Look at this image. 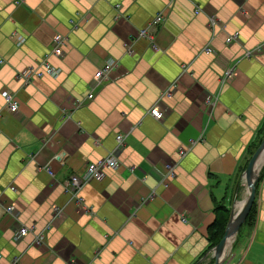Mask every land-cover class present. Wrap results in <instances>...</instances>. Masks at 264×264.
Here are the masks:
<instances>
[{"label": "crops", "instance_id": "crops-1", "mask_svg": "<svg viewBox=\"0 0 264 264\" xmlns=\"http://www.w3.org/2000/svg\"><path fill=\"white\" fill-rule=\"evenodd\" d=\"M159 14L149 29L154 51L137 36ZM234 33L237 42L226 44ZM56 35L60 57L51 52ZM108 58L119 66L87 100ZM43 61L59 76L17 79ZM2 91L18 101L16 114ZM216 95L209 115L205 97ZM155 105L159 121L147 114ZM117 134L122 165L86 184L77 204L65 183L112 151ZM263 136L264 0H0V264H213L220 233L210 229L224 219L221 208L229 218L245 197ZM195 140L180 160L179 148ZM172 164L176 176L164 180ZM260 175L254 217L233 235L222 264H264V159ZM53 208L63 212L44 244L32 247L31 235L13 240L22 226L50 225Z\"/></svg>", "mask_w": 264, "mask_h": 264}, {"label": "built area", "instance_id": "built-area-1", "mask_svg": "<svg viewBox=\"0 0 264 264\" xmlns=\"http://www.w3.org/2000/svg\"><path fill=\"white\" fill-rule=\"evenodd\" d=\"M169 5H170V3H169ZM197 13L198 12H196V14ZM162 21H163V16H162V14H159L154 19H152L145 27L140 29L138 36H137L139 38H146V39L150 40L152 43L151 48L154 51H157L158 48L154 43V39H153L152 35L149 33V29L151 27L158 25ZM208 27L213 32V30L215 28V20L210 18V20L208 22ZM238 36H239L238 33H234V34L227 36L225 38V43L231 44L233 42H237ZM15 41H17V45L20 46L21 44H23L24 39L18 36L15 38ZM210 42L203 49V52L205 54L212 53V49L210 47ZM63 44H64V39L61 36L56 35L53 37V39H52V51L51 52L54 56L60 57L63 55V49H62ZM261 49H262L261 47H258L254 50H251V51L247 50L244 52L243 56H244V58H250V57L256 55L258 52H260ZM128 53H131V52L128 51ZM118 66H119V62L116 61L115 59H112V58H108L104 62V64L101 66V68H99L93 75V78L91 81V89L92 90L86 96L87 100H91L93 98L94 90L97 87L102 85L104 82L110 81V77H109L110 73L114 72L118 68ZM185 70H186V68H185ZM59 74H60L59 69L52 67L47 61H43L35 67H29V68L23 70L22 72H20L17 76V79L22 80V82L26 85V84H29L31 82V80L34 78H42L45 76H48L50 78H56L59 76ZM231 77H232V69L226 70L223 73V75L221 77V88L223 85H225V83ZM175 88H176L175 84H172V86H170V88L166 92H164V94H162L161 96L162 97L171 96L172 92L175 90ZM221 88H220V90H221ZM1 96L3 98L4 107H5L6 111L10 114H16L18 112V109H19V103L16 100V98L9 91H2ZM217 99H218V95L205 97L204 106H205L206 112H208L209 115L212 111L213 106L217 102ZM76 106L79 107L80 103H77ZM147 114L157 121L161 120L163 117V114L160 111V109L157 107V105L150 108L148 110ZM66 118H67V116L62 113V120H65ZM199 141H201V140L199 139ZM115 142H116V145H115L114 149L112 151L108 152L105 157H103V158H101L95 162L89 163L85 167L81 176L73 175V176H71L69 182L65 183V188L67 191L70 192L71 199L73 201H75L77 204L83 206L84 199L79 196V193H80L81 189L86 184H88L92 180H102L105 176L106 171H115L116 169L120 168V166L122 165L121 161L118 158V154L124 146V136L122 134H117L115 136ZM197 142H198V140H195V141L191 142L189 146H183V147L179 148V150L177 151V154H178L180 160L183 159L187 155V153L191 150L192 146L194 144H196ZM176 166H177V164H172V165H168L166 167L167 173H166V178L164 180H166L167 178H169V179L175 178V176H176L175 175V167ZM129 169L133 170V168H129ZM47 171H48L49 175L52 177L53 175L51 174V172H49V170H47ZM10 189L12 191H14V188H10ZM153 192L150 193L142 201V204L144 202H146L147 200L153 199V197H154ZM4 210L6 213L13 215V217L16 216V211L12 206H7L4 208ZM86 210H87V213H89L90 215L94 214L90 208H87ZM62 212H63V208H54L52 211V214H51L50 225L45 226L44 229L39 231V232H36L34 227H23L22 226V227L18 228L17 232L14 233L13 240L15 242H19L23 237H25L27 235H31L32 240H31L30 244L32 247H36V246H40V245L44 244L46 234L51 227V223L55 219L59 218L62 215ZM19 262H20V257H13L8 261V264H19Z\"/></svg>", "mask_w": 264, "mask_h": 264}, {"label": "water", "instance_id": "water-1", "mask_svg": "<svg viewBox=\"0 0 264 264\" xmlns=\"http://www.w3.org/2000/svg\"><path fill=\"white\" fill-rule=\"evenodd\" d=\"M264 154V136L253 155L251 156L248 167L246 169L248 186L246 190V195L242 201L234 202V205L230 209L229 218L225 226L222 237L219 242L215 245L212 250L214 254L213 264H222L226 257L228 256V246H226V240L238 231V229L244 224L246 217L254 204L255 200V188L259 179V170L261 161H258L260 157ZM239 205V209H234L235 206Z\"/></svg>", "mask_w": 264, "mask_h": 264}, {"label": "trees", "instance_id": "trees-1", "mask_svg": "<svg viewBox=\"0 0 264 264\" xmlns=\"http://www.w3.org/2000/svg\"><path fill=\"white\" fill-rule=\"evenodd\" d=\"M258 146H259V142H258V144H257V146H256V149H257ZM260 178H261V175L259 176V179H260ZM259 179H258V181H259ZM220 211H222V212L225 213V217H224L223 220L218 219V220H216V221L214 222L212 228L210 229V233H212L213 230H214V231H219V233H220V238H221L222 235H223V232H224L225 226H226V224H227V221H228V211L225 210V209H223V208H221ZM253 217H254V204L252 205V207H251V209H250V211H249V213H248V215H247V217H246V220H245L244 224H247V223L249 224V223H251ZM218 240H219V239H218ZM218 240H217V241H218Z\"/></svg>", "mask_w": 264, "mask_h": 264}, {"label": "bare ground", "instance_id": "bare-ground-1", "mask_svg": "<svg viewBox=\"0 0 264 264\" xmlns=\"http://www.w3.org/2000/svg\"><path fill=\"white\" fill-rule=\"evenodd\" d=\"M261 159L263 160L264 159V154L262 155V157H260V159L258 161H261ZM231 244V238L229 237L227 240H226V246L230 245Z\"/></svg>", "mask_w": 264, "mask_h": 264}, {"label": "rangeland", "instance_id": "rangeland-1", "mask_svg": "<svg viewBox=\"0 0 264 264\" xmlns=\"http://www.w3.org/2000/svg\"><path fill=\"white\" fill-rule=\"evenodd\" d=\"M113 59V58H112ZM54 209V208H53ZM53 211V210H52ZM52 214V213H51ZM227 258V257H226Z\"/></svg>", "mask_w": 264, "mask_h": 264}]
</instances>
